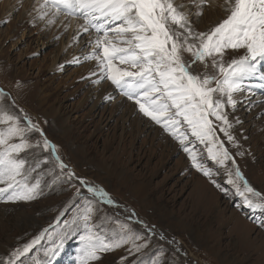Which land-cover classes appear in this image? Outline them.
Returning a JSON list of instances; mask_svg holds the SVG:
<instances>
[{
    "label": "rangeland",
    "instance_id": "374dc122",
    "mask_svg": "<svg viewBox=\"0 0 264 264\" xmlns=\"http://www.w3.org/2000/svg\"><path fill=\"white\" fill-rule=\"evenodd\" d=\"M173 3L187 15L195 32H210L230 14V7L225 0L214 2L217 9H214L210 0H206L203 7L201 0H173ZM34 4L35 0H0V89L7 94L0 98V110L19 116L20 127H27V121L23 117H30L43 130V135L56 145L55 154L60 156L68 168H59L51 149L35 146L38 140L42 145L40 133L26 134L25 138L34 147L19 155L28 161L25 167H34L35 161H45L28 178L29 186L39 180L42 194L30 201L0 199V264H7L13 251L22 249L41 233L44 235L39 243L16 260L15 264H35L34 257L41 262L49 259L45 252L60 244L65 232L63 222L71 220L78 210L84 208L85 200L81 197H87L91 201L90 206L94 209L92 222L103 225L95 231L104 237L106 243L110 242L111 230L118 228L116 220H119L141 234V238L135 241L136 244H147L139 252H130L132 245L129 243L112 251L98 253L101 259L89 261L88 264H264V210L249 208L242 197L236 194L235 186L228 183L229 171L233 173L231 179L235 180L236 166L242 172L246 164L247 172H242L244 177L264 196V142L255 145L254 148H259V153L255 152L256 157L248 159L244 157L234 138V126L226 134L221 131L223 123L210 115L209 119L216 132L213 140L217 141L213 145L208 141L200 143L196 140L181 118L179 131L187 136L185 144L195 153L203 170L195 167L189 152L184 150L170 131H166L149 117L147 119L151 121V126L143 123L142 119L146 116L139 111L135 102L137 111L134 115L139 125L130 128L129 116L123 123L121 111L109 115L110 110L105 108L107 104L125 97L110 79L95 83L98 73L82 76L75 72L80 65L71 64L70 61L63 63L64 70H51L53 59H59L57 64L64 61L67 52L64 54L60 49H65L66 41L69 43L70 40L69 33H73L74 29L69 22L60 31L58 17L61 15L66 18L67 15H55L52 9L42 8L47 15L43 18L40 15L35 17V9H31ZM52 15L54 17L50 18ZM69 17L78 20L81 25L85 23L81 17ZM49 20L54 22L47 23ZM169 28L183 33V29L175 24H169ZM77 30L78 40H89L80 52L87 55L95 51L96 45L92 40H96L102 33L98 34L92 29L87 33L81 32L80 28ZM109 36L111 38L112 34ZM113 42L116 40L113 39ZM189 43L199 46V42L192 39ZM117 46L127 45L117 43ZM244 54V49H225L223 62L227 66L232 59H238ZM181 55L185 63L193 60L192 53L188 51H182ZM212 61L213 57L196 61L192 64L191 71L202 78L204 75H218ZM94 68L97 69L96 66ZM93 84L108 86L113 96L110 99L108 97V102H101L98 108L91 111V103L85 107H81V103ZM57 85L59 88L64 85L61 92L59 91L61 101L57 106L66 108L72 105L74 108L64 114V124L55 122L51 111L42 108L38 100L41 89L49 86L55 91ZM211 86L214 87L215 82ZM236 94L239 93L233 95ZM241 94L260 98L250 110L243 111L242 123L249 131L244 142L248 141L253 147L260 138L258 133L262 132V127L256 128L264 119V111H258L264 108V90L253 88L250 92H240L238 96H242ZM227 107L229 105H226L224 111H227ZM103 110L104 119H101L100 111ZM229 122L231 123L230 120ZM7 126L0 124V128ZM157 128L161 129L160 134L157 133ZM252 132L256 134L253 135ZM68 133H71L70 138L66 136ZM229 134L233 137L232 140L228 139ZM17 142L18 138L10 141ZM219 142H223V148L228 150L235 164L232 160H227L221 165L211 158L208 151L210 147L218 156L221 155ZM121 151L125 153V157L133 152L134 157L140 161L137 164H128L124 159L117 163ZM100 161L107 162L108 167L115 164L117 172H120L119 168H123L132 182L147 181V193L156 205H141L139 199L132 194L130 185L122 183L121 180L126 175L103 169ZM208 169L211 174L205 175L204 170ZM69 171L75 173L71 180L67 178ZM81 180L102 187L114 203L109 204L94 197ZM237 182L243 189V183ZM2 186L4 185H0ZM77 190L81 197L77 196ZM247 195L250 199L258 200L251 193ZM181 220L187 222L191 228L188 230L182 227L178 222ZM85 234L81 226L65 239L58 253L51 257V264H78L81 249L84 247L80 237Z\"/></svg>",
    "mask_w": 264,
    "mask_h": 264
},
{
    "label": "snow or ice",
    "instance_id": "6c2138e0",
    "mask_svg": "<svg viewBox=\"0 0 264 264\" xmlns=\"http://www.w3.org/2000/svg\"><path fill=\"white\" fill-rule=\"evenodd\" d=\"M205 3L206 0H201V7ZM225 3L230 7L229 16L210 32L193 31L187 15L174 6L173 0H44L41 7L54 10L55 15L63 13L81 17L85 21L80 25L83 33L90 29L98 34L102 33L94 41L96 50L85 57L86 60L96 61L100 79L94 82L110 79L125 97L135 101L144 116L170 131L184 150L189 152L193 165L203 170L195 153L185 144L187 136L179 131L181 118L196 140L200 143L208 141L214 145L217 142L213 140L216 132L209 116L221 121L225 126L221 131L227 134L232 125L224 109L226 105L235 107L237 100L233 98V94L250 92L253 88L264 90V0H225ZM44 15L47 12L41 13L42 17ZM169 24L177 25L179 29H183V33L170 30ZM113 39L116 40L115 43ZM190 39L198 41L199 46L189 43ZM117 43L127 46L118 47ZM225 49H244L245 54L232 59L225 66ZM182 51L192 53L193 60L185 63ZM206 57H213L212 63L218 75H204L202 78L191 71L193 63L204 61ZM213 82L214 87L211 86ZM4 95L7 94L0 89V98ZM20 119L19 116L0 110V124L8 125L0 128V185H4L0 187V199L6 198L8 201H30L42 194L39 180L29 186L28 178L45 161H35L34 167H25L28 161L19 155L34 147L25 138L26 134L40 133L42 145L38 140L35 146L51 149L53 154L56 153V145L43 135V130L30 117H23L27 121V127H20ZM14 138H18L19 142L10 143ZM228 139L232 140L233 137L229 134ZM219 143L221 155L218 156L210 147L208 151L211 158L221 165L227 160H232L235 164L234 158L223 148V142ZM55 160L61 170L68 168L58 154H55ZM204 174L210 175L211 170H204ZM228 175V183L235 186L236 194L242 197L249 208L264 210V196L249 184L238 166L234 173L235 180L231 179V171ZM72 177H75V173L69 171L67 178L71 180ZM237 181L243 183V189ZM81 183L94 197L109 204L114 203L102 187L93 186L86 180H81ZM248 193L258 200L250 199ZM77 196L81 197L79 190ZM81 198L85 200V206L71 220L63 222L65 232L60 244L46 250L45 256L49 259L41 262L34 257L35 264H51V257L58 253L64 240L81 226L86 234L80 237L84 247L78 264L99 260L101 256L98 253L112 251L129 243L132 245L130 252H139L141 248L147 247L146 243L136 244L135 241L141 238V234L119 220H116L118 228L111 230L110 242L106 243L104 237L95 231L103 225L92 222L94 209L90 206L91 201L87 197ZM43 235L41 233L22 249L13 251L7 264H15L16 260L39 243Z\"/></svg>",
    "mask_w": 264,
    "mask_h": 264
},
{
    "label": "bare ground",
    "instance_id": "6f19581e",
    "mask_svg": "<svg viewBox=\"0 0 264 264\" xmlns=\"http://www.w3.org/2000/svg\"><path fill=\"white\" fill-rule=\"evenodd\" d=\"M210 1H211V3H213L212 5H213L214 9H217L218 8L216 6L217 4L214 5V2L216 0H210ZM43 3L44 2H42L40 0H35V4L31 8V9H35V17H37V15L41 16V13L43 12V10H45V9H42V7H41V5H43ZM36 7H38V8H36ZM215 12H218V10L215 11ZM53 15L50 16V18L54 17ZM74 17H78V16H74ZM31 18H32V16H31ZM58 19L59 20L57 21L58 22L57 24H58V29L60 31L64 30L67 27L66 24L70 22V26H71L72 29H74V32L73 33L72 32L69 33L68 37H70V40H69V43H68V40L66 41V43L68 45L66 44L65 49L64 50H62L63 48L60 49V52L63 51L64 54H65V51L67 52V54H65L66 57H65L64 61H62L60 64H57L59 62V59H57V58L53 59V62L50 64L51 65V70H53V69H58V70H62L63 69L64 70V66H63L64 64L63 63H65V61H68V62L70 61V63L72 62L71 64H77V65L79 64L80 65V67L76 68L77 70L75 72L81 73L82 76L89 75V74H91L93 72H96V73H98V76L96 77L97 80L100 79L98 69L94 68V66H96V61L93 60V59L86 60L85 57L88 56L89 54L86 55V54H83V53L80 52L81 48L84 47L85 44H87L88 41H89V40H86L87 38H84L82 40H78L79 30H77V29L80 28V25H81L80 22L78 20L71 19V17H69V16H66V18H65V17H61V15H60L58 17ZM47 23H50V20L47 21ZM42 30H44V29H42ZM76 41H77V43L75 44L74 42H76ZM94 41L95 40L93 38L92 42H94ZM69 52H71V53H69ZM79 53H81L80 56H77ZM74 61H78V62H74ZM118 66L122 67V68L128 67L127 65H118ZM129 70H131V68H129ZM90 76H92V75H90ZM49 86L46 87L45 89L44 88L41 89V91L39 92V94H38L39 104L46 111L47 110L51 111L50 114L52 116V119L55 122H61L62 124H64L65 123V120L63 119L64 114H66L67 111L68 112L73 111L74 108L72 107V105L70 107L67 106L66 108H64L63 106H60V107L57 106V104L61 101V95L59 94V91L64 85L60 86V88L57 85L55 91L52 90L51 88H49ZM94 87H95V90H92V88L94 89ZM85 94H86L85 98L83 99L84 102L81 103L82 104L81 107H85L87 104L91 103L92 104V108L90 109L91 111H94L96 108H98V106H99V104L101 102H103V103L105 101L108 102V97L113 96L112 95L113 92L110 91L108 86L104 87V86L99 85V84H93L92 87H91V90L88 89V92H86ZM122 94H123V92H122ZM238 95L237 94L233 95V98L235 100H237V103H236L235 107L229 106V107H227V111H225V112L227 113V117L231 121V125L234 126V128L236 129V131L234 133V138H235V140L237 141V143L239 145V149L242 150V153H243L244 157H246L248 159L249 158L252 159V158L256 157L255 156L256 155L255 152L259 153V148H257V149L254 148L255 145L256 144L260 145L261 143L264 142V119H263L262 123L260 122L261 125H258V127L256 128V129H260L259 127H262L261 128L262 132L258 133L260 138H259V140L257 142L254 143V145L252 147L248 141L244 142V140H245L244 138H245L246 135L249 134V131H248V129H246V125H243V123H242V121L244 119L243 111L250 110L260 98H258V97H251L250 98V97H248V96L246 97L245 95H242V94L241 95L243 97L242 96H238ZM134 102H135L134 100L127 99V97H123V98L121 97L119 101L115 100V101H112V102L108 103L105 108H107L106 110H110L109 111V115H112L113 113H115L117 111H121L120 112L121 113V120H122L123 123H125L127 121L126 117L129 116V120H131V125H130V128H131L133 126L139 125V123L137 122V118H135L136 116L134 115V114H136V111H137V106H136V104H134ZM258 108H260V107H258ZM260 110L264 111V108H261L258 111H260ZM100 113L102 114L101 119H104V117H103V115L105 114L104 110L100 111ZM139 114H141V113H139ZM132 115H134V118L131 119ZM142 121L148 127L151 126V124H150L151 121H149L147 119V117L142 119ZM256 123H259V122H256ZM248 125H249V123H248ZM251 125H254V123H252ZM157 133L158 134L161 133V129L160 128H157ZM254 133L252 132L253 135H254ZM66 136H67V138H70L71 133H68ZM256 137H257V135H256ZM249 147H250V149H249ZM124 155H125V153L121 151V154L117 157V159H118L117 163H119L121 160L124 161V159H125V161L126 160L128 161V164H133V163L137 164L140 161L139 159L134 157L133 152H131L128 155V157H125ZM166 155L164 157H166ZM99 163H100V166H103V169L108 170L109 172H114L116 174L119 173V174H122V175H126L125 179H122V180L120 179V180L122 181V183H126V185H130V190H131L132 194L134 195V197L139 199V202L141 203V205H143L144 207H150V206H153V205L155 206L156 205L155 202L151 199V197H149V193H147L148 192V188L147 187H149L147 185L148 184L147 181L141 180V181L132 182L129 174L126 173V171H124L123 168L122 169L119 168L120 172H117L116 171L117 167L115 166V164L112 167L111 166L108 167L107 164H106L107 162L103 163V162L100 161ZM242 172H247V165L246 164L244 165V167L242 169ZM158 206H160V205H158ZM231 218H233V217H231ZM178 222L181 224L182 227H184V228H186L188 230L191 228V226L189 224H187V222H184L182 220L178 221ZM196 231H198V229H196ZM198 235H201V234L198 233Z\"/></svg>",
    "mask_w": 264,
    "mask_h": 264
}]
</instances>
